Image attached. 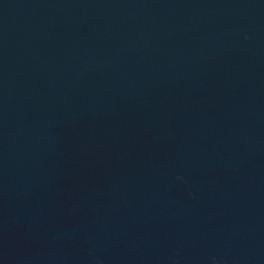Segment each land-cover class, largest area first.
Listing matches in <instances>:
<instances>
[{
	"label": "water",
	"instance_id": "95a60500",
	"mask_svg": "<svg viewBox=\"0 0 264 264\" xmlns=\"http://www.w3.org/2000/svg\"><path fill=\"white\" fill-rule=\"evenodd\" d=\"M0 264H264V0H0Z\"/></svg>",
	"mask_w": 264,
	"mask_h": 264
}]
</instances>
